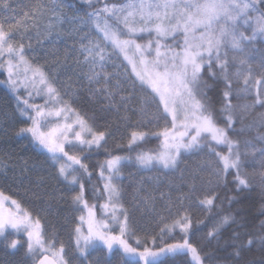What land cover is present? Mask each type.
Returning a JSON list of instances; mask_svg holds the SVG:
<instances>
[{"label": "snow or ice", "instance_id": "6c2138e0", "mask_svg": "<svg viewBox=\"0 0 264 264\" xmlns=\"http://www.w3.org/2000/svg\"><path fill=\"white\" fill-rule=\"evenodd\" d=\"M4 7L8 8V5ZM39 7L37 5L36 9L39 10ZM24 15L27 17L29 14ZM93 18L97 41L88 40L84 36L82 39L87 40V43L80 46L81 54H87L85 61L90 66L89 83L100 85L103 81L104 86L93 89V93H102L111 102L119 92L124 91L119 81L108 87L113 74L106 71L111 55L122 56L132 69L128 80L131 81L133 90L138 87L145 93L141 112L147 111V106L154 105V118L157 122H165V127L157 133H131L129 147L149 135L162 137L164 140L162 152L139 153L135 157L136 162L144 168L159 164L163 168L174 169L183 153L197 152L207 147L210 154L218 158L214 173L218 182L226 180L229 171L235 170L233 182L237 191L250 187L258 178L264 197V170L252 174L242 172L239 142L229 136L234 117L250 113L257 104L264 107L262 93H257V98L251 104L240 106L232 103L244 91H250L248 85L255 79L252 76L254 69L246 58V47L257 36L264 38V0H127L123 5H109L105 2L103 8L89 14V21ZM21 23L6 27L5 23L0 22V69H6V83L14 93L21 88L27 92V98L22 100L24 107L21 108V113L30 123L21 128L20 133L30 134L33 143L49 154L53 163L58 165L56 171L59 177L70 185L79 186V192L73 196V201L83 204L88 210L87 234L82 232L80 226L75 229L79 255L86 259L88 246L99 241L109 251L114 245H119L124 254L137 256L142 264H157V258L162 254L177 252L190 253L194 264H204L207 254L202 255L203 249L190 242L188 237L194 222L187 210L182 212L185 206L179 199L175 216L166 218L171 220V226L165 224L161 233L178 228L183 233L182 242L164 243L162 247L156 245L155 251L148 247L139 250L129 244L125 238L132 235L128 216L124 214L121 222L115 215L117 206L113 201L119 199L120 190L112 183L117 178L120 165L129 159L127 157L112 156L100 165L102 178L105 171L109 173L108 182L104 184L108 202L100 205V208L110 219H96V205L89 206L84 199V180L90 179L92 174L83 159L85 152L101 148L107 143L106 133L95 131L88 119L80 116L64 99L68 93L55 86V78L46 73L43 67H34L25 57V46L14 42ZM241 28H245V31L250 29L252 35L246 36ZM109 47L111 53L107 51ZM226 49L245 56L230 59ZM234 61H238L240 68L233 74L229 72V68L234 66ZM205 70L209 77L223 79L225 90L219 98V109L204 91L208 87L203 79ZM259 77L264 80V50H261ZM241 78L243 90L238 87ZM37 98L43 103L30 102ZM120 99L123 102L128 97L121 96ZM72 115L76 116L75 120H72ZM61 118L63 123L60 122ZM222 118L224 125L220 123ZM259 124L264 126V113L259 114ZM247 143L245 142L246 145ZM220 146L228 149L227 154L216 151V147ZM260 151L264 156V149ZM261 168L264 169V162ZM198 178V174L190 177L193 190ZM214 200L215 196H206L200 200V204L211 209L214 207ZM11 203L19 207L16 201ZM80 220L84 222V217L81 216ZM28 221L27 216L18 219L9 209L7 218L0 214V235L6 236L9 228L17 232L23 228L28 236V251L34 256L39 254L37 264H68L64 259V246L61 244L56 249L54 241L43 239L38 230L39 220L35 225ZM163 222L162 220L161 223ZM113 223L119 228L118 234L111 227ZM195 223L199 224L201 221ZM234 223L233 215H221L206 233L205 240L209 243L216 240L219 244L222 231ZM261 227L264 228V221L261 222ZM243 235L246 240L242 239L241 233L234 232L230 243L226 242L233 249L230 256L234 264H254L246 256L257 242L261 251V264H264V235ZM17 243L13 240L11 247L15 248Z\"/></svg>", "mask_w": 264, "mask_h": 264}, {"label": "trees", "instance_id": "16d2710c", "mask_svg": "<svg viewBox=\"0 0 264 264\" xmlns=\"http://www.w3.org/2000/svg\"><path fill=\"white\" fill-rule=\"evenodd\" d=\"M123 1L0 0V22L5 23L6 27L22 22L14 42L25 46V57L33 66L43 67L46 73L55 78V86L68 93L64 99L80 116L88 119L95 131L106 133L107 143L103 147L84 153L83 163L88 165L92 174L90 179L84 180V199L88 205H96L95 211L100 215V205L108 202L104 184L108 182L109 173L105 171L102 178L100 165L112 156L127 157L129 159L120 165L117 178L112 183L120 190L119 199L113 201L117 206L115 215L121 222L124 214L128 216L132 235L125 238L129 244L139 250L148 247L155 251L156 245L162 247L164 243L182 242L183 233L178 228L161 233L165 224L171 226V220L166 218L175 216L179 199L185 206L182 212L187 210L194 222L188 237L190 242L203 249L202 255L207 254L204 264H234L230 256L233 249L226 243H230L234 232L241 233L245 240L244 233L254 237L264 235V228L261 227V222L264 221V197L258 178L242 191H237L233 182L235 170L229 171L226 180L221 179L218 182L214 175L218 158L210 154L207 147L197 152L183 153L174 169H166L158 164L149 168L141 167L135 157L139 153L154 154L162 151L164 140L162 137L149 135L129 147L131 133H157L165 127V122H157L154 118V105L147 106V111L141 112L145 93L138 87L133 90L131 81L128 80V75L132 72L130 65H127L123 57H115L114 62L107 63L106 71L113 74L108 87L119 81L124 89L110 102L102 93L94 94L92 91L104 86L103 81L100 85L89 83L90 66L85 61L87 54H81L80 51V46L84 43L82 38L86 35L85 27L71 24L75 22L73 20L65 21L57 37L45 39L41 36L44 26L47 25L45 21L55 14L53 10L56 6H64L68 13L88 17L105 2ZM37 5L40 6L39 10L36 9ZM25 13L29 15L25 17ZM75 23L80 24L77 20ZM88 25L93 27L91 22ZM241 31H245V28H241ZM94 32L97 33V30L94 29ZM245 35L251 36L252 31L246 30ZM261 50H264V38L260 36L246 47V58L254 69L252 76L255 79L248 85L250 91H244L238 99L234 98L233 104H251L257 98V93L264 94V80L259 77ZM226 51L230 59L234 56H245L228 49ZM233 65L229 72L234 74L240 66L238 61H234ZM113 66L116 68H111ZM7 79L6 69H0V192L16 198L33 217L41 221L45 240L54 241L56 249L61 244L64 246V259L68 264H142L137 256L124 254L119 245H114L109 251L103 244H94L88 246L86 259L79 255L75 229L80 226L84 234H87L88 229L85 219L88 210L83 204L73 201V196L79 192V186L70 185L59 177L56 171L58 165L53 163L49 154L33 143L30 134L20 133V129L30 123L21 113V108L24 107L22 100L27 98V92L21 88L14 93L8 87ZM203 79L208 85L204 89L208 99L219 109V98L225 90L223 79L209 77L206 70ZM238 87L244 89L242 78ZM121 96L128 99L121 102ZM30 102L43 103L39 98ZM260 113H264V107L257 104L250 113H241L234 117L229 130V136L240 145L241 171L248 174L264 170L261 168L264 156L260 151L264 149V126L259 124ZM75 119L76 116L72 115V120ZM60 122H64L63 118ZM220 123L224 125L223 118ZM245 142H248L247 145ZM216 151L227 154L228 149L220 146L216 147ZM192 174H198L199 177L195 181V190L190 179ZM206 196H215L214 207L211 209L200 204V200ZM143 198H162L157 204L161 208L153 209ZM223 214L233 215L235 223L225 227L219 244L216 240L209 243L205 240L206 233ZM81 216L84 217V222H81ZM196 221L201 223L196 224ZM111 227L119 233L116 225ZM13 240L18 242L15 248L11 247ZM27 242L25 235L8 230L6 236L0 240V264H37L39 255L34 256L28 251ZM260 257L261 251L257 242L246 259L254 261V264H261ZM157 264H194V261L190 253L177 252L162 254L157 258Z\"/></svg>", "mask_w": 264, "mask_h": 264}, {"label": "rangeland", "instance_id": "374dc122", "mask_svg": "<svg viewBox=\"0 0 264 264\" xmlns=\"http://www.w3.org/2000/svg\"><path fill=\"white\" fill-rule=\"evenodd\" d=\"M126 2H127V0H124L123 2H120V3L119 2H114V3H108V4L109 5H112V4L123 5ZM103 6H104V4L100 7V9L103 8ZM54 9L55 10H53V11H54L55 14L52 17H49V19L47 21H45V22H47V25H46L47 27L44 26L43 32H41V36L42 37H44L45 39H49V38L50 39L51 38L53 39V38H55V37L58 36L57 34L59 32L62 31L61 28L63 26V22L70 21V20H73V21L76 22V20H77V22L80 23V24H76L75 22H71V21L70 22H71V24H73L75 26L79 25V27H85V34H86L85 36L88 37V40L97 41V33L94 32V29H95V18H93V20L89 21V16L87 17L85 15H77L75 13H73V14L72 13H68V10H66V8L64 6L63 7L62 6H60V7L56 6ZM84 21L91 22V25L93 27H90L88 25L89 22L87 24H85ZM100 23L101 24L103 23V18L101 19ZM83 41H84V43H87V40H83ZM107 51L109 53H111L112 50L109 47L107 49ZM115 57H121L122 58V56L111 55V58L107 61V63L108 62H110V63L114 62ZM116 65L119 66V64H116ZM111 68H116V66H113ZM163 150H164V143L162 145V151ZM162 151L160 150L159 152H162ZM159 152H157V153H159ZM158 179L161 180L160 177H158ZM156 181H158V180H156ZM0 194H2V195H0V214H2L5 218H7L8 210L11 209V211L16 214V216H17L18 219H23L25 216H27L29 218V221L28 222L31 223V224H33V225H35V222L38 219L35 218V217H33L31 215V213L29 211H27V209H25L20 204L19 201H16V198H11L10 196H8V195H6V194H4L2 192H0ZM160 199H162V198H143V201L144 202H147L148 205L150 207L152 206L153 209H156V207L160 209L161 206L157 205L158 204V200H160ZM13 200L16 201L17 204L19 205L18 208L11 203V201H13ZM95 213H96V219L97 220L110 219V217H108V216L105 215V212L103 210L100 213V215L96 211H95ZM85 219H86V226L88 228V223H87V221H88V212H87V217ZM114 225H115L114 223L111 224V226H114ZM8 230H12V229L9 228ZM38 230L40 231V233L43 236V239L45 240V238H44L43 225H42L41 221H39V229ZM13 231H15V230H13ZM15 232L16 233H21V234L25 235L27 237V239H28L27 232L24 231L23 228H21V230L19 232H17V231H15ZM3 236L4 235H0V240H1V238ZM94 244H102V242L95 241L91 245H94ZM91 245H89V246H91ZM47 246L48 245L46 244L45 247H47ZM37 255H39V254H37Z\"/></svg>", "mask_w": 264, "mask_h": 264}]
</instances>
